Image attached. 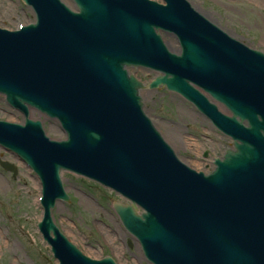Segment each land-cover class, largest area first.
<instances>
[{
    "label": "water",
    "instance_id": "obj_1",
    "mask_svg": "<svg viewBox=\"0 0 264 264\" xmlns=\"http://www.w3.org/2000/svg\"><path fill=\"white\" fill-rule=\"evenodd\" d=\"M23 1L37 22L0 29V94L27 120L0 122V146L39 176L38 228L60 264H114L84 257L53 223L56 202H69L62 166L148 210L135 225L131 208L115 207L154 264H264V54L230 38L186 0H73L79 14L60 0ZM155 28L177 35L181 56L169 53ZM146 61L173 75L154 86L167 84L244 142L214 175L184 167L144 115L139 85L123 66ZM184 79L224 100L252 129L218 115ZM30 108L60 120L68 141L50 140L28 118ZM1 165L16 175L13 165Z\"/></svg>",
    "mask_w": 264,
    "mask_h": 264
},
{
    "label": "rangeland",
    "instance_id": "obj_2",
    "mask_svg": "<svg viewBox=\"0 0 264 264\" xmlns=\"http://www.w3.org/2000/svg\"><path fill=\"white\" fill-rule=\"evenodd\" d=\"M63 1L71 5L69 0ZM190 3L218 26L226 25L225 20L232 16L239 22L242 20L244 26L237 29L238 35L242 39L251 36L255 45H260L264 51V0H190ZM34 19L22 0H0V28L13 30ZM224 27L222 29H227ZM163 36L171 50L177 51L176 39ZM166 114L165 110L162 115L166 117ZM31 117L41 119L49 137L62 138L58 122L36 112H32ZM0 120L23 123L22 116L9 108L2 96ZM165 130L170 131L166 126ZM0 160L14 164L19 170L17 178L13 179L12 174L0 166V264H58L37 229L42 218L41 190H38L41 186L37 177L15 155L1 148ZM63 183L72 201L58 204L54 209L57 225L84 254L96 259L105 251L106 255L114 257L107 246L119 245L116 242L121 229L111 214L112 204L113 200L121 199L112 191L70 174H64ZM139 252L137 248L126 250L118 264H148ZM115 257L118 259L117 255Z\"/></svg>",
    "mask_w": 264,
    "mask_h": 264
},
{
    "label": "flooded vegetation",
    "instance_id": "obj_3",
    "mask_svg": "<svg viewBox=\"0 0 264 264\" xmlns=\"http://www.w3.org/2000/svg\"><path fill=\"white\" fill-rule=\"evenodd\" d=\"M224 28L226 32L237 38L246 41L248 46H256V42L251 36L247 35L245 39L238 35L237 29L244 26L242 20L229 17L225 20ZM223 28L221 25H219ZM248 28V27H247ZM129 73L145 86L141 90V97L145 105L147 115L152 119L156 127L162 132L164 138L173 147L178 157L183 163L191 167L197 172H202L206 175L211 174L216 169V162L223 160L228 151H235L234 142L226 136L216 131L212 123L204 117L193 105L188 103L179 95L168 92L166 89H151L149 84L152 79L159 75L155 74L150 69L131 67ZM171 100V101H170ZM174 105V106H173ZM220 111L227 116L229 113L218 105ZM175 108V109H173ZM166 110L167 114L162 115ZM247 125L246 123L244 124ZM165 126L169 127L170 131L165 130ZM179 144V145H177ZM124 206H129L127 201L122 200ZM112 216L115 217L114 213ZM119 245H108L111 253L118 256V259L113 257L116 262L119 258L125 257L126 250L131 251L136 248V241L128 235L123 227L121 233L117 235ZM106 253L103 251V255ZM109 255V254H108Z\"/></svg>",
    "mask_w": 264,
    "mask_h": 264
},
{
    "label": "bare ground",
    "instance_id": "obj_4",
    "mask_svg": "<svg viewBox=\"0 0 264 264\" xmlns=\"http://www.w3.org/2000/svg\"><path fill=\"white\" fill-rule=\"evenodd\" d=\"M38 190H39V187H38Z\"/></svg>",
    "mask_w": 264,
    "mask_h": 264
}]
</instances>
